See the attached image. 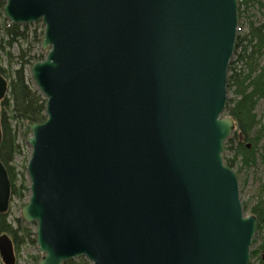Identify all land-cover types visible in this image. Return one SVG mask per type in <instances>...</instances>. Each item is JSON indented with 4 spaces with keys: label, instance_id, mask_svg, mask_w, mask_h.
<instances>
[{
    "label": "water",
    "instance_id": "obj_1",
    "mask_svg": "<svg viewBox=\"0 0 264 264\" xmlns=\"http://www.w3.org/2000/svg\"><path fill=\"white\" fill-rule=\"evenodd\" d=\"M237 6L6 0L9 22L44 24L30 72L47 118L27 123L20 209L36 226L37 264H248L257 218L223 160ZM8 90L0 74V102ZM10 186L0 162V213ZM0 258L16 260L6 235Z\"/></svg>",
    "mask_w": 264,
    "mask_h": 264
},
{
    "label": "trees",
    "instance_id": "obj_2",
    "mask_svg": "<svg viewBox=\"0 0 264 264\" xmlns=\"http://www.w3.org/2000/svg\"><path fill=\"white\" fill-rule=\"evenodd\" d=\"M237 12L240 19L241 7L246 9L253 4L258 9L264 10V0H237ZM6 4V0H0V10ZM3 17L0 22V55L7 56V65L10 67L9 73L6 69L0 68L1 76L8 80V96H4L0 102V162H2L6 173L8 174L10 186V200L13 196L21 200L28 195L29 184L26 182L23 173L18 177L19 172H15L11 161L20 152V145L17 140V131L12 124L25 125L28 122L41 123L46 120V100L37 89H32L26 80L25 69L31 67L33 62L43 60L44 53L40 51L41 39L43 36L44 25L41 21H35L36 25L31 32L27 24H10ZM38 24V25H37ZM40 25V26H39ZM239 31L235 41L233 58L229 63L228 80L226 88L231 95L227 96L225 113L235 121L233 137L227 138L225 150L233 152L231 158L223 156L224 163L231 169L235 165L252 166L256 155L254 151V141L258 142L264 134V123H260L256 116L255 107L261 100L264 102V12L257 19H247L245 30ZM241 31V32H240ZM34 44L39 45L38 55L31 53ZM16 45L18 55L14 56L10 52L11 46ZM18 66L13 67L12 62ZM264 107V106H263ZM264 114V109H263ZM259 126V127H258ZM30 132L26 128V135ZM250 141V145L245 142ZM249 145V146H248ZM30 151L28 152L29 155ZM27 160V159H26ZM259 198L251 207V212L256 216V232H262L264 225V185L261 187ZM17 228H13L7 222L6 212L0 214V235H9L13 237V247L16 246L18 233L20 236L24 233L33 236L32 243L36 242L34 232L29 227L22 225L21 219L18 220ZM261 236H255L252 242H256V249L250 251V257L257 255L264 250V233ZM22 237V236H21ZM258 237V238H257ZM23 238V237H22ZM259 258V257H258ZM64 264H90L84 257L69 259ZM258 264H264L259 258Z\"/></svg>",
    "mask_w": 264,
    "mask_h": 264
},
{
    "label": "rangeland",
    "instance_id": "obj_3",
    "mask_svg": "<svg viewBox=\"0 0 264 264\" xmlns=\"http://www.w3.org/2000/svg\"><path fill=\"white\" fill-rule=\"evenodd\" d=\"M240 11H241L240 19L238 18L237 22H238V25L240 24L242 26L241 31L245 30L247 19H257L261 17L264 12L263 9L260 10L258 9V6H253V4L247 6L246 9H244V7H241ZM3 17H4V12L0 10V22H2ZM24 24L28 25V29L30 32L36 26L34 22L24 23ZM237 29H239V26L237 27ZM38 49H39V45L34 44L33 49L31 50V53L32 54L35 53L36 55H38L39 54ZM40 51H41V45H40ZM10 52L14 56L18 55L17 46L16 45L11 46ZM44 56H45V53H44ZM232 59L234 58L232 57ZM7 60H8L7 56L3 54L0 55V68L2 67L3 69H6V73L8 74L10 67L7 65L8 63ZM14 61H16V59L15 60L13 59L12 65L13 67H17L18 65L14 63ZM30 69L31 67H28V66L25 69L27 83L32 89L34 88L37 89V85H35ZM8 91L4 96L6 97L8 96ZM229 95H231V93L230 91L227 90V96ZM263 106H264V102L261 100L260 102L257 103L255 107L256 116L258 120L260 121L259 125L260 123H264V114H263L264 107ZM12 126L14 130L17 131L16 138L20 145V152H18L16 156L13 158V160L11 161V165L14 167L15 172H19L18 177H21L20 173H23L26 179V182L30 184L28 176H27V172H26V165L28 162L27 161L28 157L30 155V153L28 155V152L31 150L29 149L26 138L30 136L31 132H29L26 135V128H28L27 124L23 126L21 124L16 123V121H14ZM233 134L234 133L232 132L229 138L233 137ZM252 141H254L253 142L254 151L256 155V159L254 161L255 163L252 166H243V168H240L239 165H235L232 168L234 172L237 174L240 201H241V205H243V211L245 214H252L251 207L255 204V201L259 198L260 189L264 185V135L261 136V138H259L258 142L255 143L256 141L255 139ZM245 143L250 145V141H247ZM225 146H228L226 142L224 144L223 156L225 155L226 158H231L233 152L228 151L227 149L225 150ZM29 194L30 193L28 191V195L22 200L17 196H13V198L10 200L9 208H8V211L6 212V216H7V222H9L13 228H17V224L19 223L18 220L21 219L22 225L26 226L27 228L29 227L31 232H34L35 234V229H36L35 223L34 222L26 223L20 215V209L24 205H26V203L28 202ZM262 232L264 233V225H263ZM262 232H260L259 234L256 232V234H254L253 237L256 238L255 236L257 235L258 237L261 236L260 234H262ZM20 234L21 233H18V237H20V239L19 238L16 239L17 244L15 248L13 247L14 257L16 259L14 264H37L42 254L39 252L38 247L36 246V242L32 243L33 236L31 234L24 233L21 235L23 237L22 238ZM9 237L13 239L11 235H9ZM256 245H257L256 242H252L250 245V248H251L250 251L255 250ZM258 257L264 262V259L262 258L264 257V250L257 253V255L249 257L250 261L248 262V264H258L259 262ZM1 261L2 259L0 258V262Z\"/></svg>",
    "mask_w": 264,
    "mask_h": 264
},
{
    "label": "flooded vegetation",
    "instance_id": "obj_4",
    "mask_svg": "<svg viewBox=\"0 0 264 264\" xmlns=\"http://www.w3.org/2000/svg\"><path fill=\"white\" fill-rule=\"evenodd\" d=\"M11 240H12V239H11ZM12 245H13V243H12ZM0 264H4V263L1 261Z\"/></svg>",
    "mask_w": 264,
    "mask_h": 264
},
{
    "label": "built area",
    "instance_id": "obj_5",
    "mask_svg": "<svg viewBox=\"0 0 264 264\" xmlns=\"http://www.w3.org/2000/svg\"><path fill=\"white\" fill-rule=\"evenodd\" d=\"M10 24H11V22L8 23V25H10Z\"/></svg>",
    "mask_w": 264,
    "mask_h": 264
}]
</instances>
